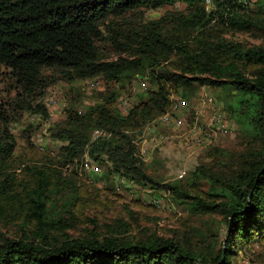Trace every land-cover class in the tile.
<instances>
[{"label": "trees", "instance_id": "obj_1", "mask_svg": "<svg viewBox=\"0 0 264 264\" xmlns=\"http://www.w3.org/2000/svg\"><path fill=\"white\" fill-rule=\"evenodd\" d=\"M175 4L182 9L146 17ZM46 73L68 82L97 78L104 89L81 114L80 103H70L50 127L61 144L56 155L17 154L15 117L48 120L38 101ZM134 79L149 86L122 116L116 100ZM203 86L231 88L241 114L250 112L235 121L239 144L210 152L212 161L187 182L161 184L134 140L169 110L172 96L192 99ZM0 87V264H238L239 253L264 241V0H210L208 8L206 0H0ZM95 130L110 137L92 141ZM24 132L30 144V128ZM86 158L102 169V181L118 176L165 189L186 216L169 236L132 235L122 218L72 236L80 223L98 225L84 212L101 207V192L79 178Z\"/></svg>", "mask_w": 264, "mask_h": 264}, {"label": "rangeland", "instance_id": "obj_2", "mask_svg": "<svg viewBox=\"0 0 264 264\" xmlns=\"http://www.w3.org/2000/svg\"><path fill=\"white\" fill-rule=\"evenodd\" d=\"M181 4L173 6H165L157 11H149L147 18H157L168 10H180ZM235 39L242 41L246 45H258L260 40H255L247 35H236ZM47 77V88L43 96L38 100L47 108L49 117L47 121L42 120L39 116L23 113L18 115L10 123L9 130L17 142V154H30L31 148L35 152H48L56 155L61 146L60 142L50 138L49 129L52 125L61 122L64 117V109L74 101H77L78 110L85 111L87 106L96 103L93 98L94 91H103V83L95 79L77 80L68 82L59 75H49ZM144 82L146 88L149 83L143 79H134L129 84L122 87L118 98L126 99L130 106L137 100V95L142 92L140 83ZM94 84V86H91ZM1 88V87H0ZM202 93L211 95L215 103V107L223 113L226 119L227 128L224 132L216 131L211 134V138L203 139L200 130L197 132L191 130L188 121L190 112L193 108L199 106L200 96ZM237 94L231 89H214L208 88L202 91V87L198 89L197 94L185 101L188 104L186 113V122L182 128L176 129L171 134L172 139L162 142L158 148L150 153V158L145 162L149 168L148 172L155 177L161 184L170 183L175 180H183L187 182L190 173L201 165L208 164L212 161L210 152L219 149L222 152H232L238 146L240 141V129L235 121L244 122L248 118L250 112L243 116L241 114V106L236 101ZM245 97L248 101L246 105L250 110L253 109V100ZM117 98V99H118ZM182 100L179 96L171 97L172 101ZM227 102L233 108V115L225 110ZM245 106V107H246ZM116 109L118 102L116 100ZM27 128H30V144L26 141ZM164 132L159 131L158 139L163 138ZM203 140V141H202ZM92 163V162H90ZM92 165L95 167L94 163ZM100 169V168H99ZM103 176L102 169L100 172H92L89 170H80L79 178L86 184L90 190H99L101 195V207L99 205H90L89 209L85 207L84 212L90 217L89 220H96L98 225L89 221L80 223L76 231H71L72 236H82L88 232L102 231L105 223L112 222L115 219L122 218L126 222L131 223L134 234L145 232L146 234L156 233L162 236H169L170 231L177 227L178 219L186 216L183 208L177 207L171 200L170 194L165 189L148 191L137 184L128 183L126 186L118 183V181L101 180ZM117 184V185H116ZM113 189V190H112ZM93 198V195L90 197ZM125 206L127 208L125 209ZM134 219L132 220L131 219ZM238 264H264V241L256 243L248 250L239 253L236 257Z\"/></svg>", "mask_w": 264, "mask_h": 264}, {"label": "built area", "instance_id": "obj_3", "mask_svg": "<svg viewBox=\"0 0 264 264\" xmlns=\"http://www.w3.org/2000/svg\"><path fill=\"white\" fill-rule=\"evenodd\" d=\"M210 0H206V6L209 7ZM94 86V84H91ZM140 88L145 91L146 84L144 82L140 83ZM208 89L207 86L202 87ZM199 106L192 109L189 116V123L191 130L197 132L201 131L203 139L211 138V134H215L216 131L224 132L226 131V119L223 113L215 107V103L211 98L210 94L202 93L200 96ZM118 102V113L122 116L128 114L130 108L129 102L120 97L117 99ZM188 110V104L185 100L172 101L171 106L167 112H165L161 117L152 120L144 125L142 130L139 132L134 140V144L137 146L138 156L147 162L150 158V153L161 145L162 142L167 139H172L171 134L175 132L176 129H180L186 122V113ZM81 114L82 111L78 110ZM159 131L164 132L163 138L158 139ZM110 137V134L104 132L103 130H95L92 133V141L98 140L100 138ZM203 141V140H202ZM81 170H89L92 172H100L98 166H93L89 159L86 158L84 163L81 164ZM118 181V183L126 186L128 183L124 178L114 177L113 181ZM117 185V184H116Z\"/></svg>", "mask_w": 264, "mask_h": 264}]
</instances>
